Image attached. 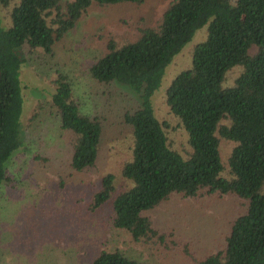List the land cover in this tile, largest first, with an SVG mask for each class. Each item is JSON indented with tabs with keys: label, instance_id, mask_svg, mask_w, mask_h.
<instances>
[{
	"label": "trees",
	"instance_id": "trees-1",
	"mask_svg": "<svg viewBox=\"0 0 264 264\" xmlns=\"http://www.w3.org/2000/svg\"><path fill=\"white\" fill-rule=\"evenodd\" d=\"M144 1L0 0V187L10 180L7 162L21 145L22 52L53 53L54 43L92 3ZM205 24L206 37L193 47L190 66L165 90L170 111L187 133L190 150L183 156L169 145L167 122L155 115L151 97L167 64ZM236 65L242 70L234 83L223 85ZM85 73L100 83L125 84L140 96V103L123 113L131 137L130 157L120 169L127 183L117 187L115 174L106 171L86 200L88 208L110 204L112 225L141 241L160 235L144 210L171 194H234L246 200V208L232 220L223 246L200 264H264V0H171L157 23L139 27L135 39L120 43L109 37ZM53 82L50 100L38 101L31 119L48 105L67 133L70 166L81 171L99 155L101 116L80 110L66 73L58 69ZM220 137L234 142L228 175L221 173ZM91 264L151 263L120 249H102Z\"/></svg>",
	"mask_w": 264,
	"mask_h": 264
},
{
	"label": "rangeland",
	"instance_id": "rangeland-1",
	"mask_svg": "<svg viewBox=\"0 0 264 264\" xmlns=\"http://www.w3.org/2000/svg\"><path fill=\"white\" fill-rule=\"evenodd\" d=\"M170 1L92 3L76 25L54 43L53 53L46 54L41 48L22 52L21 145L7 162L10 180L0 187V264H91L102 249H120L151 264H200L202 258L223 246L232 220L246 208V200L234 194H171L144 210L160 235L141 241L112 225L110 204L92 210L86 204L106 171L115 174L117 187L126 185L120 169L130 157L131 137L123 113L137 106L140 96L125 84L91 79L85 66L106 50L109 37L122 43L135 39L139 27L155 25ZM1 14L7 16L4 9ZM206 32L207 24L199 27L173 56L151 97L155 115L167 122L169 145L183 156L190 150L187 133L170 111L165 90L177 72L190 66L192 49ZM58 69L71 80L80 110L98 114L103 123L96 162L81 171L70 166L67 133L48 105L31 119L37 102L50 100ZM241 70V65L232 67L223 85L233 84ZM233 145L220 137L223 175H228Z\"/></svg>",
	"mask_w": 264,
	"mask_h": 264
}]
</instances>
